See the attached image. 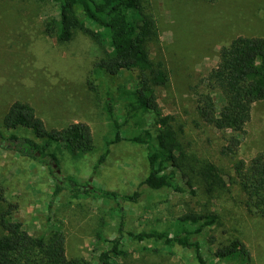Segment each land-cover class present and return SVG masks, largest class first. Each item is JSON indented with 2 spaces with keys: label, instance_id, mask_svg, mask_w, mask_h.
<instances>
[{
  "label": "rangeland",
  "instance_id": "1",
  "mask_svg": "<svg viewBox=\"0 0 264 264\" xmlns=\"http://www.w3.org/2000/svg\"><path fill=\"white\" fill-rule=\"evenodd\" d=\"M142 3L156 25V33L148 43L150 55L154 62H162L169 77L166 85L155 87L158 101L163 113L172 115L184 151L177 181L188 188L186 179L192 178L195 193L153 190L144 184L149 172L147 146L127 139L112 144L95 170L106 140L114 136L104 108L106 95L113 97L122 120L129 92L137 86L138 71L112 75L96 68V61L109 46L85 30L98 31L99 27L79 10L84 27L75 28L72 38L62 41L47 31L49 22L58 17L54 1L0 0V129L6 135L34 137L30 129H8L3 125L14 100L30 102L48 129L85 121L94 137L92 151L72 153L53 142L48 146V152L58 159V168L53 165L58 177L65 185L73 183L80 188L140 193L137 201L124 203L123 220L114 200L75 198L69 188L51 202L55 180L49 168L10 146L5 148L4 142L0 145V186L4 192L0 212L15 205V219L34 235L61 230L66 236L68 256L81 259V264H98L100 252L109 245L106 239L117 235L122 222L124 232L172 230L180 216L214 213L217 222L194 236L202 244L207 263L240 264L214 257L216 245L240 238L251 251V264H264V217L247 210L245 193L233 178L237 159L250 161L264 152V100L253 104L235 155L222 153L230 132L204 122L197 106L199 95L208 91L203 79L216 66L221 47L238 35L264 37V0ZM214 99L221 112L224 104L219 92L214 93ZM139 122V127L124 126L122 137L141 129L157 133L153 112L142 113ZM207 163L216 165L226 179L229 177L228 183L212 194L205 191L199 177ZM112 264L198 263L191 249L149 239L139 241L126 234L121 253Z\"/></svg>",
  "mask_w": 264,
  "mask_h": 264
},
{
  "label": "trees",
  "instance_id": "2",
  "mask_svg": "<svg viewBox=\"0 0 264 264\" xmlns=\"http://www.w3.org/2000/svg\"><path fill=\"white\" fill-rule=\"evenodd\" d=\"M51 1L58 5V17L49 22V34H55L62 41L70 40L74 29L85 24L78 15L79 10L86 19L99 27L98 31L85 30L109 46L107 53L96 61V68L112 75L124 70L138 71L137 86L129 92L122 120L116 113L113 97L110 93L106 95L104 108L114 136L106 140V148L94 165L95 170L106 159L112 144L127 139L147 146L149 172L144 184L153 190L170 188L176 192L194 194L192 178L186 179L188 188L177 181L184 151L172 115L163 113L158 101L155 87L166 85L169 77L162 62H154L150 55L148 43L156 33V25L152 16L144 10L143 0ZM203 82L208 91L198 97L201 118L221 131L230 132L222 153L235 155L241 145V135L245 132L253 104L264 100V37L238 35L222 46L216 66L204 77ZM217 92L224 104L221 112L214 99V93ZM147 110L155 115L157 133L153 135L149 129H141L137 134L123 138V127H139V117ZM3 125L8 129H30L34 134V137L19 138L14 134L6 135L0 129V145L5 142V148L10 146L20 155L35 159L49 168L55 180L51 202L65 188H69L75 198L94 196L114 200L123 220L124 203L138 200L139 191L120 193L105 188H80L73 183L65 185L64 179L56 174L53 165L58 164V159L48 152L49 144L58 143L72 153L92 151L94 137L89 123L77 121L60 129H48L30 102L14 100L4 116ZM233 170L234 182L245 193L247 210L264 217V152L258 153L250 161L237 159ZM199 177L208 194L223 188L229 180L213 163L204 165ZM3 200L4 192L0 186V201ZM15 208V205L10 204L0 212L3 229V233H0V264H81V259L68 256L66 236L61 230L53 229L48 234L34 235L23 227L21 221L15 219ZM217 220L218 215L214 213H190L178 217L172 230L140 232H124L122 222L117 235L106 239L109 245L100 252L98 264H112L113 258L121 253L126 234L139 241L149 239L191 249L198 264H208L202 244L194 236L213 226ZM214 257L240 264H251L252 261L250 249L240 238L216 245Z\"/></svg>",
  "mask_w": 264,
  "mask_h": 264
},
{
  "label": "water",
  "instance_id": "3",
  "mask_svg": "<svg viewBox=\"0 0 264 264\" xmlns=\"http://www.w3.org/2000/svg\"><path fill=\"white\" fill-rule=\"evenodd\" d=\"M54 166H55V167H57V165H56V164H55ZM57 171H60V170H59V169H57Z\"/></svg>",
  "mask_w": 264,
  "mask_h": 264
}]
</instances>
